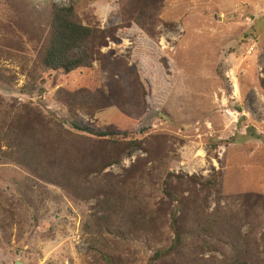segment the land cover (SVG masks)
I'll return each mask as SVG.
<instances>
[{"label":"rangeland","instance_id":"1","mask_svg":"<svg viewBox=\"0 0 264 264\" xmlns=\"http://www.w3.org/2000/svg\"><path fill=\"white\" fill-rule=\"evenodd\" d=\"M152 2L0 0V264H148L174 222L153 264H264V0ZM48 3L86 67H40Z\"/></svg>","mask_w":264,"mask_h":264},{"label":"trees","instance_id":"2","mask_svg":"<svg viewBox=\"0 0 264 264\" xmlns=\"http://www.w3.org/2000/svg\"><path fill=\"white\" fill-rule=\"evenodd\" d=\"M161 0H155L152 2L154 7L158 10L160 8ZM159 3V4H158ZM47 6V5H46ZM147 8V7H146ZM42 21L45 26H47L48 33L46 38L43 41L41 46V51L39 52V65L43 69L57 71L61 70L65 73H69L76 69L86 67L88 63V58L86 56V43L92 40L91 30L82 25L74 15L73 8L68 7H58L53 3H48V6L45 7V14L42 17ZM86 134L93 135L97 138H105L110 143H118L127 141L130 144H133L138 136V132L134 129L131 130H108L105 132L92 133L89 130H84ZM1 140V137H0ZM0 159H1V150H0ZM218 174V173H217ZM214 174L215 176H210V179H199L196 180L198 185H203L207 188L215 187L217 184V179L219 175ZM212 177V178H211ZM175 214L173 213V220H175ZM213 224V221L211 222ZM171 229L174 234V238L170 241L168 247H162L155 251V253L149 258L148 264H153L161 257L170 254L173 249L181 246L184 243V237H181L179 227L175 225V222L171 224ZM90 234L98 235L99 230L88 229ZM206 230V225L202 220H199L196 223H193L190 229L186 231L190 237L197 238L202 235ZM105 232L111 233L112 230L104 229ZM122 229L115 230L116 237L124 236L122 234ZM211 248V244H207L203 247V250ZM239 249L233 250V255L226 258L229 261H224L221 264H252L251 260H239L234 259L233 257H238ZM101 257L106 264H112L111 257L101 252ZM224 259V260H226Z\"/></svg>","mask_w":264,"mask_h":264}]
</instances>
